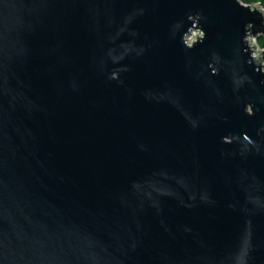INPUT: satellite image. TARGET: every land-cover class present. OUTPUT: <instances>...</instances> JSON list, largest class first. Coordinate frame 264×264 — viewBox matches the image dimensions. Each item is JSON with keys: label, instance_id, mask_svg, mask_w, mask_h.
<instances>
[{"label": "water", "instance_id": "water-1", "mask_svg": "<svg viewBox=\"0 0 264 264\" xmlns=\"http://www.w3.org/2000/svg\"><path fill=\"white\" fill-rule=\"evenodd\" d=\"M259 38L239 0H0V264H264Z\"/></svg>", "mask_w": 264, "mask_h": 264}, {"label": "trees", "instance_id": "trees-1", "mask_svg": "<svg viewBox=\"0 0 264 264\" xmlns=\"http://www.w3.org/2000/svg\"><path fill=\"white\" fill-rule=\"evenodd\" d=\"M244 5L258 4L264 12V0H239ZM258 45L262 50V62L264 63V38H259Z\"/></svg>", "mask_w": 264, "mask_h": 264}]
</instances>
